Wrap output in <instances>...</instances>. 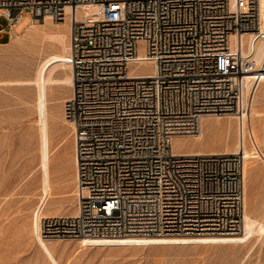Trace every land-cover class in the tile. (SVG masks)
<instances>
[{"label": "built area", "instance_id": "2783aa9c", "mask_svg": "<svg viewBox=\"0 0 264 264\" xmlns=\"http://www.w3.org/2000/svg\"><path fill=\"white\" fill-rule=\"evenodd\" d=\"M97 3H117V16H77ZM24 12L54 22L68 16L70 24L73 84L64 110L73 124L77 214L42 218L39 235L239 234L242 153L175 152L173 139L197 135L204 117L249 111L245 77L254 61L231 36L260 29L257 1L232 9L230 0H0V39ZM147 63L152 74L140 70Z\"/></svg>", "mask_w": 264, "mask_h": 264}, {"label": "rangeland", "instance_id": "374dc122", "mask_svg": "<svg viewBox=\"0 0 264 264\" xmlns=\"http://www.w3.org/2000/svg\"><path fill=\"white\" fill-rule=\"evenodd\" d=\"M52 22L47 23L46 18L35 21L24 12L10 40L0 43V264H53L31 232L33 213L43 195L42 148L36 108L39 92L35 79L42 60L59 51V44L45 34L48 29L62 28ZM30 23L37 31L24 39H16ZM3 25L5 20L0 18V26ZM148 69L146 66L141 71ZM66 74V70H60L55 77ZM71 90L72 87L56 81L47 91L50 200L62 202L65 212L75 208L77 194L73 128L64 110ZM262 92L264 83L259 85L256 94ZM207 119L209 122H205L204 127L211 128L205 138L199 141L193 136L181 137L183 139L176 144L178 151L233 148L238 139L236 118L208 116ZM217 120L226 123L228 130L224 127L214 131ZM260 141L257 140L258 148L264 151V142ZM68 160L73 162L71 179L66 174ZM245 177L247 210L264 226V158L259 154L246 160ZM260 229L258 227L248 244L84 247L77 243L78 238H69L58 242L54 253L60 264H264V227Z\"/></svg>", "mask_w": 264, "mask_h": 264}, {"label": "bare ground", "instance_id": "6f19581e", "mask_svg": "<svg viewBox=\"0 0 264 264\" xmlns=\"http://www.w3.org/2000/svg\"><path fill=\"white\" fill-rule=\"evenodd\" d=\"M242 8L246 7L248 0H240ZM259 19L260 29L256 32H248L237 37L231 36V44L233 46L240 45L243 47V51L248 50L252 53V60L254 61V68L245 77V91L249 96L250 94V109L247 114L243 116L225 115L237 120V136L238 139L234 143L233 148H225L223 151L211 149L209 151L205 149H191L188 151H178L176 149L177 141L183 139L176 137L173 139V149L175 152H189V153H206V152H238L240 151L243 155V178L245 177L246 160L250 157L259 154L264 158V151L258 148L257 140L264 142V92L256 94L257 89L261 83H264V0H256ZM239 0H230V6L232 9L237 7ZM118 8L117 3H97V4H85L77 9V16L84 15L87 18H105L112 15V13ZM69 8L66 11L69 12ZM47 23L52 22L47 17ZM36 21V19H35ZM32 23V22H31ZM27 26L24 33L16 39H24L32 34L36 30L34 24ZM56 26L62 28H51L46 30L45 33L49 40L50 38L59 44V51L49 54L42 60L40 67L37 72L35 83L38 87V99H37V114L39 115V126H40V139H41V159L43 167V195L37 207L34 210L32 217L31 229L41 251L45 256L53 261V264H60L57 257L55 256L54 249L60 241H67L68 239H44L39 235V226L42 218L56 217V216H75L77 214V196L75 208L70 212L61 213L62 202L51 201V177H50V140H49V110H48V98L47 91L50 85L54 82H62L72 87L73 84V70L71 65L68 63L67 58L69 55V31L70 24L68 16L64 21L52 22ZM37 31V30H36ZM46 37V36H45ZM43 39V38H42ZM248 49V50H247ZM247 50V51H246ZM150 67L148 71L143 72L145 74H152L154 69L151 64L147 63L142 66ZM60 70H66L67 74L61 78H56V72ZM66 73V72H65ZM142 72H135L132 74H143ZM208 117V116H207ZM207 117H204L201 121L200 132L193 136L199 141H202L207 130L211 127H204L205 122H209ZM222 118L223 116H216ZM60 119V118H59ZM69 124L73 128V124L66 118ZM215 127L213 130L224 129L228 130L229 126L217 120L214 122ZM206 125V124H205ZM235 125V124H234ZM235 128V126H234ZM232 128V129H234ZM220 130V131H221ZM249 138L252 140L251 146L248 145ZM260 141V142H261ZM212 143V142H211ZM202 144V143H201ZM213 144V143H212ZM197 145V144H196ZM264 146V144H263ZM264 148V147H263ZM75 163V158H74ZM76 178V175H75ZM246 182V181H245ZM244 182V183H245ZM248 205V191L246 189V183L244 184V217L243 226L244 229L239 234L232 235H196V236H124V237H82L78 238L77 243L81 246L88 247H117V246H146V245H178L186 246L192 244L200 245H220V244H246L251 237L258 231V227L262 229L263 225L250 215L247 210ZM245 208V207H244ZM260 229V230H261ZM248 244V243H247Z\"/></svg>", "mask_w": 264, "mask_h": 264}, {"label": "crops", "instance_id": "0c3cea01", "mask_svg": "<svg viewBox=\"0 0 264 264\" xmlns=\"http://www.w3.org/2000/svg\"><path fill=\"white\" fill-rule=\"evenodd\" d=\"M10 38L11 37H9L8 34H2L1 35V39H0V43H2L3 39H5V41H8V40H10ZM66 174L68 175V179H71L73 177V162L71 160H68L67 173ZM68 200H69L68 205L69 204L71 205V200L70 199H68ZM61 207H62V205H61ZM64 212H65L64 208L62 207L61 208V213H64Z\"/></svg>", "mask_w": 264, "mask_h": 264}, {"label": "trees", "instance_id": "16d2710c", "mask_svg": "<svg viewBox=\"0 0 264 264\" xmlns=\"http://www.w3.org/2000/svg\"><path fill=\"white\" fill-rule=\"evenodd\" d=\"M5 42H7V41H2V43H5Z\"/></svg>", "mask_w": 264, "mask_h": 264}]
</instances>
